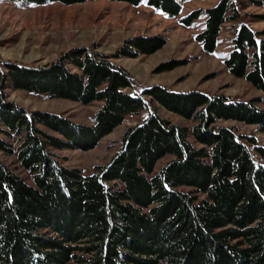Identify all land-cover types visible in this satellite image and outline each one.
<instances>
[{"label": "trees", "instance_id": "1", "mask_svg": "<svg viewBox=\"0 0 264 264\" xmlns=\"http://www.w3.org/2000/svg\"><path fill=\"white\" fill-rule=\"evenodd\" d=\"M145 1L174 17L186 0ZM253 2L264 7V0ZM237 17L234 2L221 0L180 21L191 26L204 18L196 39L214 53L224 24ZM262 34L241 23L226 64L264 92ZM164 44L157 37H136L118 55L152 54ZM7 68L0 88V150L15 155L29 178L0 160V264H264V146L233 127L214 125L238 120L264 132L263 96L236 101L159 85L140 95L128 91L133 82L124 68L87 48L45 66ZM7 81L34 94L102 105L93 126L47 110L28 111L7 99ZM144 95L198 121L182 126L151 112L128 130L113 161L92 174L65 166L53 154L95 147L126 117L147 109ZM244 138L256 145L260 160Z\"/></svg>", "mask_w": 264, "mask_h": 264}, {"label": "rangeland", "instance_id": "2", "mask_svg": "<svg viewBox=\"0 0 264 264\" xmlns=\"http://www.w3.org/2000/svg\"><path fill=\"white\" fill-rule=\"evenodd\" d=\"M221 0H186L182 12L170 17L148 6L144 0L133 5L120 0H86L74 4L55 2L43 5L0 0V88L8 72L9 63L29 67H40L58 60L63 54L74 49L87 48L95 51L124 68L132 77L133 87L128 91L142 92L145 88L159 85L179 93L199 91L208 96H224L236 101L264 97L246 79L232 74L226 64L233 50V38L241 23H247L255 31L263 33L264 7L253 0H232L238 10L235 20L224 24L214 53L204 50L196 39L204 28L205 19L200 18L191 26L181 23V18L196 9H207ZM136 37L164 39L162 48L152 54H138L136 57L119 56V50L127 48L129 40ZM174 68L161 71L164 65ZM3 89L7 99L28 111L47 110L61 114L76 123L93 126L95 116L102 103L90 104L52 98L45 94H34L15 89L10 81ZM147 109L126 117L125 121L104 136L90 149H53V154L67 167L80 168L87 174L96 172L98 167L109 165L121 149L123 137L128 130L142 122L151 112H156L170 122L192 126L197 121L187 119L160 103L150 101ZM264 108V104L262 105ZM218 127H233L241 137H253L257 144L264 146V132L257 125L238 120L216 121ZM45 130L51 132L49 129ZM52 133V132H51ZM243 141L260 160L256 145L247 138ZM197 145L201 146V144ZM171 158H161L155 172H158ZM0 160L25 177L28 172L20 167L15 155L0 150ZM264 161V160H263ZM183 188V187H182ZM188 187H184L186 189Z\"/></svg>", "mask_w": 264, "mask_h": 264}]
</instances>
